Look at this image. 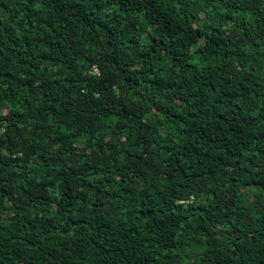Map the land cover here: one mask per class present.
I'll use <instances>...</instances> for the list:
<instances>
[{"label": "trees", "instance_id": "trees-1", "mask_svg": "<svg viewBox=\"0 0 264 264\" xmlns=\"http://www.w3.org/2000/svg\"><path fill=\"white\" fill-rule=\"evenodd\" d=\"M0 264H264V0H0Z\"/></svg>", "mask_w": 264, "mask_h": 264}, {"label": "built area", "instance_id": "built-area-1", "mask_svg": "<svg viewBox=\"0 0 264 264\" xmlns=\"http://www.w3.org/2000/svg\"><path fill=\"white\" fill-rule=\"evenodd\" d=\"M92 71H93V73H94V74H96V73H97L96 69H94V68H93V70H92Z\"/></svg>", "mask_w": 264, "mask_h": 264}]
</instances>
